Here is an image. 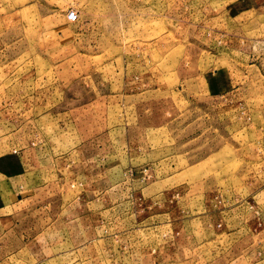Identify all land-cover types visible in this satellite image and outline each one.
Here are the masks:
<instances>
[{
  "label": "rangeland",
  "instance_id": "374dc122",
  "mask_svg": "<svg viewBox=\"0 0 264 264\" xmlns=\"http://www.w3.org/2000/svg\"><path fill=\"white\" fill-rule=\"evenodd\" d=\"M0 264H264V0H0Z\"/></svg>",
  "mask_w": 264,
  "mask_h": 264
},
{
  "label": "built area",
  "instance_id": "2783aa9c",
  "mask_svg": "<svg viewBox=\"0 0 264 264\" xmlns=\"http://www.w3.org/2000/svg\"><path fill=\"white\" fill-rule=\"evenodd\" d=\"M65 17H66V19L67 20H69V21H73V20H75L76 19V12H75V10H73V9H68L66 12H65Z\"/></svg>",
  "mask_w": 264,
  "mask_h": 264
},
{
  "label": "crops",
  "instance_id": "0c3cea01",
  "mask_svg": "<svg viewBox=\"0 0 264 264\" xmlns=\"http://www.w3.org/2000/svg\"><path fill=\"white\" fill-rule=\"evenodd\" d=\"M15 195H16V201H19L20 200L19 195L17 193Z\"/></svg>",
  "mask_w": 264,
  "mask_h": 264
}]
</instances>
